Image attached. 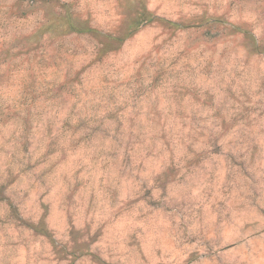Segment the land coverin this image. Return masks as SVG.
Returning a JSON list of instances; mask_svg holds the SVG:
<instances>
[{"label":"rangeland","instance_id":"1","mask_svg":"<svg viewBox=\"0 0 264 264\" xmlns=\"http://www.w3.org/2000/svg\"><path fill=\"white\" fill-rule=\"evenodd\" d=\"M0 264H264V0H0Z\"/></svg>","mask_w":264,"mask_h":264}]
</instances>
